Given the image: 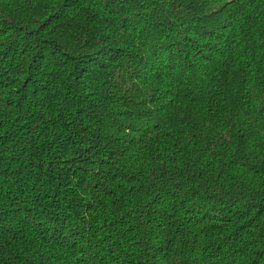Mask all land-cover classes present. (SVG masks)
I'll return each mask as SVG.
<instances>
[{"label": "trees", "instance_id": "trees-1", "mask_svg": "<svg viewBox=\"0 0 264 264\" xmlns=\"http://www.w3.org/2000/svg\"><path fill=\"white\" fill-rule=\"evenodd\" d=\"M0 264H264V0H0Z\"/></svg>", "mask_w": 264, "mask_h": 264}]
</instances>
